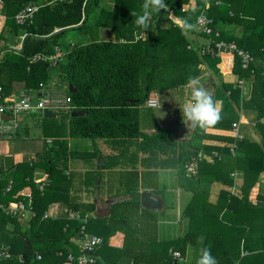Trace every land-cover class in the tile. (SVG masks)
<instances>
[{"label":"trees","instance_id":"trees-1","mask_svg":"<svg viewBox=\"0 0 264 264\" xmlns=\"http://www.w3.org/2000/svg\"><path fill=\"white\" fill-rule=\"evenodd\" d=\"M166 3L173 16L168 11L155 14L145 36L131 16V12L140 11L142 0H113L111 8L103 6V0H4L1 13L5 22L0 31L2 97H11L17 86L24 93L38 94L40 84H50L56 76L54 84L64 85L65 97L70 99V110L65 114L69 138L138 141L141 149L173 141L176 131L160 128L153 113L155 107L146 103L170 89L183 93L189 77L202 76L203 64L212 72L208 79L217 90L213 97L222 103L218 123L203 127L196 124L190 141L170 149L175 152L178 186L191 193L181 212L179 236L160 239L159 212L140 204L139 187L163 197L153 171L148 173L153 176L151 184L142 182L146 172H119L122 190L118 197L124 198L108 205L102 217L94 216L95 202L82 201L69 193L71 178L64 174L70 157L68 142L52 136L31 158L8 170L0 167V203L26 204L29 199L18 194L29 186L32 212L26 218L5 215L0 209V247L12 255L0 259V264H77L68 263L67 256L80 255L82 226L84 232L102 239L88 254L95 264H196L204 247L211 248L219 264H264V191L259 193L254 208L246 205L251 185L264 173V0H196L185 11L181 9L189 0ZM28 4L39 9L31 20L19 25L15 15ZM201 12L212 19L213 28L220 30L219 39L234 42L253 58L242 68L240 58L233 55L236 82L223 81L215 49L201 53L202 45L191 43L192 34L206 39L196 26L184 30L175 22V17H180L195 25ZM242 17L253 19L254 27L239 37L225 30L240 23ZM56 29L62 30L52 34ZM74 29L88 36L86 43L60 41ZM105 29L113 39H100L99 31ZM19 32L25 35L21 52L7 43L9 36ZM56 48L63 55L55 65L31 62L34 55L50 56ZM241 80L248 85L247 96H241ZM73 111L80 115L72 117ZM238 111L247 118L253 136H223L220 139L225 143L221 146L204 143L208 139L205 128L231 130L239 120ZM56 130L51 135H58ZM189 165L193 166L191 172ZM36 168L47 174L46 182H34ZM232 171L241 174L240 197L222 190L216 203H209L210 185H231ZM53 203L60 204L59 213L45 217ZM69 213L79 217L68 218ZM116 233L123 236L120 246L109 242ZM174 252L179 253V260L173 259Z\"/></svg>","mask_w":264,"mask_h":264},{"label":"crops","instance_id":"crops-1","mask_svg":"<svg viewBox=\"0 0 264 264\" xmlns=\"http://www.w3.org/2000/svg\"><path fill=\"white\" fill-rule=\"evenodd\" d=\"M110 1L111 7L113 6V0H103V4ZM4 5L3 4L0 7V31L3 28V24L5 22V16L3 13H1V9ZM106 7V6H105ZM110 7V8H111ZM3 11V10H2ZM176 22V19H175ZM254 27V20L251 18L242 17L240 19V23L237 25L227 26L225 30L232 33L234 36L239 37L241 36L246 30L251 29ZM222 28V27H221ZM58 30V29H56ZM223 30V28H222ZM112 36L109 31L100 30L99 31V37L100 39H110L109 37ZM24 34L19 32L17 35H12L7 38V43L10 47L15 48L19 47L22 44V41L24 39ZM109 36V37H108ZM113 39V36L111 37ZM88 39V38H87ZM191 43L195 46L200 47L204 44L205 39L192 34L190 36ZM111 40V39H110ZM73 44V43H71ZM55 53V52H54ZM62 51L59 49L58 58L62 57ZM47 56V55H46ZM220 57V63L218 64L219 71L222 75V79L224 82H236L237 77L232 74V66H233V54L225 52L222 54H219ZM57 58V59H58ZM43 62V61H40ZM48 62V61H47ZM201 68L204 69V73L199 78L200 84L207 89L212 95L216 93V87L211 84L210 80L208 79V75L212 74V72L203 64L201 65ZM52 83V84H51ZM54 81L50 82V84H46L45 88H48L49 91L53 93H57V90L54 89L52 86L54 85ZM58 84V83H57ZM17 88L15 92L11 93V97H18L22 94H24L23 90H20V87ZM185 91L183 93H180V91H177L175 89L167 90L163 93H157V96L160 95V98H164L166 101L167 107L173 108L175 106L176 109L179 111V118L180 121L177 122L174 126L170 128H162L159 123L158 117L157 123L160 126V128L165 130H174L176 131V136L173 141H166V142H160L158 144L155 143L157 146V155H151V152L154 150H151L153 147L155 148V145H153L149 149H141L139 147L138 141H118L117 144L122 147L120 149V152L118 154H102L101 151H99V162L96 165L93 158H89L85 160V164L83 165H74L70 166V160L68 162V168L66 172L64 173L66 175V178L69 176L70 180V186H69V193L73 194L75 196H78L81 200L83 199L82 193H94V199L89 200L90 202H95L97 205L96 210L97 217H102L104 213L107 212L108 205H110L112 202H115L117 200H120L124 197H118V193L121 192L122 188L120 187L121 182L120 178L121 176L118 175L121 171H138L139 173L145 174V180L142 177V182L144 184H151L153 181V176L148 174L149 172H155L157 176V185L158 190H161L163 193V197L161 196V193H154L152 190L139 187V193L141 195L142 192L151 193L154 197L159 198L161 200V208L159 210H153L158 211V236L160 239H166V238H173L176 237V234H178V228L177 225L180 224V215L184 208L179 210V213H177V221L174 223L172 221L176 220L175 214L170 213L169 211H173V205H180L182 199H186L184 203V207L187 205L191 198V193L186 192V195H184L182 192L183 190L178 186V168H177V162L175 161V152L173 150H170L172 146L180 147L182 143H186L190 141L194 134V128L196 126V123H193L194 126L191 130H187L186 124L187 121H189L184 115H183V107L186 103H188L191 100V88L185 87ZM65 89V88H64ZM241 90V96H247L249 93V88L247 83L244 81L242 87H239ZM65 97V96H64ZM158 102V100H157ZM159 103V102H158ZM159 105V104H158ZM158 107V106H157ZM221 108V104L219 105ZM39 110H32L30 112L21 113L13 118L11 116H8V119H2L7 124L12 125L14 122H18L19 126L16 127L13 132L8 135L0 136V167L4 168V159L6 157H10L12 159V165L9 167L11 168L13 165H16L19 162H22L23 160H27L31 158L35 153L41 151L43 143H49L52 139V137L44 138L43 142L40 143V132L47 133L45 131L44 124H47L49 120L47 119H53L57 117V113L63 114L64 117L65 114L68 112L66 110L61 112H53L55 114L54 117H48L45 118L42 114L43 110L41 112V116L39 119L34 118L33 113H37ZM239 120L237 123L238 128L234 129L232 126L231 130H221L217 128H205L204 132L206 135H208V139H204V143H209L210 145H223L225 141L220 139V137L223 136H229V137H235L238 138L240 136H253L254 132L249 125L247 118L243 115L242 112H239ZM1 119V118H0ZM42 120L43 123H42ZM68 121V119L66 120ZM264 122V118L262 120ZM42 124V125H41ZM40 126H43L40 128ZM37 128V129H36ZM47 129V128H46ZM37 131H39V135L37 134ZM148 133H153L152 131H148ZM45 134L43 136H45ZM254 138L257 140L256 136ZM101 140V139H100ZM38 143V146L36 149H33L34 144ZM104 146L105 151L107 148H110V146H113L116 148V143H112L111 141H104L102 144ZM165 146L167 148H165ZM69 147V146H68ZM18 151L26 152V155L23 156L24 158H20L19 160L15 161L14 157L11 155L12 153H17ZM109 151V150H108ZM232 153H234V147L231 150ZM215 153V152H213ZM94 154V153H93ZM17 155V154H16ZM147 155H151L148 159H145ZM18 156V155H17ZM97 157L96 155H94ZM93 156V157H94ZM123 159H126L127 163L123 161ZM208 160H211L209 157H207ZM92 164V166H91ZM80 167V168H79ZM8 168V169H9ZM73 168V169H72ZM86 168H89L86 170ZM5 169L4 170H8ZM171 169V170H167ZM93 171V172H92ZM85 173V175H83ZM93 173V174H92ZM8 175V174H6ZM230 177L232 178V184L231 185H224L220 182H214L210 185V195H209V203L214 204L217 201V197L220 191H227L231 195L235 196L236 198H239V194L241 191V185H242V179L241 174L238 171H232L229 173ZM100 178V181H99ZM47 174L44 173L41 169H34L33 172V180L36 183L37 181H43L46 182L47 180ZM167 179H169V184L171 188L169 187V184L167 185ZM141 180V179H140ZM93 191H92V190ZM169 189L172 191L171 195H169ZM264 191V173L260 174L259 179L254 182L251 185V188L248 192V196L246 198V205L249 207H255L258 203V197L259 193ZM185 192V191H184ZM18 195H22L23 197L28 198L29 200L26 202V205H30L31 201V188L29 186L23 188L21 191H19ZM87 195V194H86ZM170 196V197H169ZM185 196V197H183ZM165 197L170 198L169 203H165ZM83 201V200H82ZM24 203V201H23ZM141 204V203H140ZM0 205H10L8 204H2ZM60 205L59 203H53L50 206V210H52L55 213H49L50 215H57L60 211ZM142 206V205H141ZM167 208V209H165ZM168 212H165V210ZM149 210V209H148ZM152 211V210H150ZM161 212V213H160ZM30 215V213L26 214V218ZM173 215L174 219H170V216ZM56 217V216H55ZM92 229L94 230V226H92ZM165 234H167L165 236ZM161 235H163V238H161ZM123 236L121 233L114 234L110 239L109 242L112 245L120 246L122 244ZM190 254V252L188 253Z\"/></svg>","mask_w":264,"mask_h":264},{"label":"built area","instance_id":"built-area-1","mask_svg":"<svg viewBox=\"0 0 264 264\" xmlns=\"http://www.w3.org/2000/svg\"><path fill=\"white\" fill-rule=\"evenodd\" d=\"M196 0H189V3L185 5L181 10L185 11L187 8H192ZM207 1V0H205ZM3 4V0H0V7ZM39 9L37 5L28 4L25 5L20 11L15 15V21L17 24H24L26 21L32 19L34 13ZM212 19L207 17L204 12H201L196 20L195 26L196 30L203 35H205V43L200 47L201 53H209L211 49H215L217 54H222L225 52L236 55L240 58L242 68H246L253 60L251 55L246 51L239 49L234 42H226L220 38V30L215 29L212 26ZM59 54V49H55V53L50 56L36 54L31 58V62L43 61L50 62L52 65H55ZM239 87H242L243 80L239 81ZM69 102L68 97H64L63 100L57 93H53L45 88V85L40 84V90L38 94L36 93H24L18 97H2V88L0 87V115H8L12 118L18 114L30 112L32 110H48V111H69ZM146 105L148 107H156L157 102L155 100H148ZM19 126L18 122H14L12 125L7 124L5 121L0 119V136H8L13 130ZM234 129H237V124L232 125ZM188 171H193V166H188ZM39 189H42V186H39ZM9 190V187L6 189ZM30 202V201H29ZM0 209L5 215L9 216H25L27 213L31 212L30 205H26L23 201H18L15 203H10V205H0ZM50 214H45V217H49ZM56 215H53L55 217ZM79 217L75 213H69L68 218ZM85 222H88L87 219H84ZM82 238L79 242V252L80 255L74 258L72 255L67 256L68 263H77V264H95V260L91 257V252L99 246L102 242V239L99 236L84 232V227L81 228ZM12 255L5 251L4 248L0 247V259H10ZM173 259L179 260L180 255L177 252L173 253Z\"/></svg>","mask_w":264,"mask_h":264},{"label":"rangeland","instance_id":"rangeland-1","mask_svg":"<svg viewBox=\"0 0 264 264\" xmlns=\"http://www.w3.org/2000/svg\"><path fill=\"white\" fill-rule=\"evenodd\" d=\"M109 4H110V1L108 2V4L104 3L103 6H106V7L110 8L111 5H109ZM111 37L112 36H110L109 38L112 39ZM87 38H88V36L87 35L85 36V34L82 31L79 32L78 30L74 29V30H69L65 34V36H62L60 38V41L64 42L65 44H67V43H81L82 44V43H86L87 42V40H88ZM58 79H59V77H58ZM50 81L51 82L52 81L57 82L56 76L54 78L52 77V79ZM52 87L57 90L58 95L63 100V98L65 96V92H66L65 89H64L65 88L64 85L54 84ZM159 96L160 95H158V96L154 95L153 96V98L156 101L158 100V102H159L158 103L159 104L158 107L153 108V113H154L156 118L158 117L160 126L162 128H170V127L174 126L177 122L180 121L179 111H178V109L175 108V106L173 108L167 107V104H166V101L164 100V98L163 97L160 98ZM57 112H61V111H57ZM41 115L42 114H41L40 111L37 112V113H33V116L36 119L37 118L39 119V117ZM62 115L63 114L57 113V117L56 118L47 119L49 121L46 122L47 124H44V127L47 128V129L45 128V131L47 132V135L43 136L44 132H42V134L40 132V135H39V131H37V130H36V132H37V134L40 137V140H39L40 143L43 142L44 138H49V137H52V136L66 139L67 142H68L69 151H70V157H69L70 166H73V168H74V165H83V164H85L86 163L85 160L89 159L91 157L93 158V160L95 161V163L97 165L98 162H99L98 160L100 158L99 154H97V153H99V151H101V153L104 154V155H106V154H118V152H120V149H122V147L117 144V141H114V140H110V141L112 143H116V145H117L116 148H114L113 146H110V148H107V150L105 151L104 146H102V144L104 143L105 140L96 139V140L93 141L91 139L69 138V136H68V121H66L67 120L66 116L63 117ZM43 121L44 120H42V123H43ZM142 122H143V120H142ZM41 127H43V126H40V128ZM56 129L59 130L58 135L57 134L56 135L55 134L51 135V133H53V131L54 132H58ZM34 146L35 147H33V149H36V147L38 146V143L34 144ZM165 148H167V147L165 146ZM151 150H153L151 152V155L152 154L153 155H157V146L156 145H155V148L153 147ZM11 155L14 157L15 161H17L20 158L21 159L24 158L23 156L26 155V152L18 151L17 153H12ZM94 155H96L97 157H95ZM151 155H147L145 157V159H148ZM123 161H125L127 163L126 159H123ZM91 166H92V164H91ZM88 169L89 168H86V170H88ZM167 170L169 171L171 169H167ZM83 175H85V173H83ZM99 181H100V178H99ZM166 181H167V185H168L169 184V179H167ZM168 188H171L170 184H169ZM87 192L88 193H82L81 194L83 196L82 200L85 201V202H90L89 200H93L94 199V193L92 192V194H91V193H89V191H87ZM171 192L172 191L169 189V195H171ZM182 193L184 195H186V192L183 191ZM183 197H185V196H183ZM185 200L186 199H182V201L180 202L181 203L180 205H173V211H169L170 213H174L176 215L175 216L176 220L172 221L173 223L175 221H177V213H179V210L181 211V209L184 208V203L186 202ZM169 201H170V198L165 197V203L167 204V203H169ZM165 209H167V208H165ZM48 211H49L48 213H52L53 212L50 209ZM165 212H168V211L165 210ZM53 213H55V212H53ZM180 217H181V215H180ZM170 219H174L173 215L170 216ZM176 227L178 228V231H179L178 234H176V236L177 235L179 236L180 233H181V226H180V224L177 225V223H176ZM166 235L167 234H165V236ZM161 238H163V235H161ZM187 259H188V255L186 256L185 260H187Z\"/></svg>","mask_w":264,"mask_h":264},{"label":"clouds","instance_id":"clouds-1","mask_svg":"<svg viewBox=\"0 0 264 264\" xmlns=\"http://www.w3.org/2000/svg\"><path fill=\"white\" fill-rule=\"evenodd\" d=\"M168 11L170 17L173 16L166 0H142L139 12H131L133 17L132 23L142 30L146 36L147 30L151 26L153 16L155 14ZM176 22L182 25L184 30H191L195 27L186 19L175 17ZM186 87L191 88V100L183 107V115L193 123L200 126H211L218 123L221 119V108L219 105L222 103L220 100L215 99L213 95L205 89L199 82L198 77H189ZM196 264H219L217 258L212 254L210 247H204L199 250Z\"/></svg>","mask_w":264,"mask_h":264},{"label":"water","instance_id":"water-1","mask_svg":"<svg viewBox=\"0 0 264 264\" xmlns=\"http://www.w3.org/2000/svg\"><path fill=\"white\" fill-rule=\"evenodd\" d=\"M82 21H84V17H83ZM61 30L62 29L55 30L52 34L57 33ZM22 47H23V43L21 44L20 48L18 49L19 52L22 51ZM69 90L71 91L70 86H69ZM42 114L45 118L55 116L54 113H52L48 110H43ZM76 115H80V113L76 112V111H73L71 113L72 117L76 116ZM0 118L1 119H8V116L7 115H0ZM193 126H194V124L192 121H190V120L187 121V124H186L187 130H191L193 128ZM3 163H4V168L8 169L12 165V159L10 157H6L3 161ZM140 203H141L142 207L149 209V210H152V211L153 210H159L161 208V200L159 198L154 197L151 193H147V192L141 193ZM97 212H98L97 210L94 212V216L97 215ZM170 251H172V249H170Z\"/></svg>","mask_w":264,"mask_h":264}]
</instances>
